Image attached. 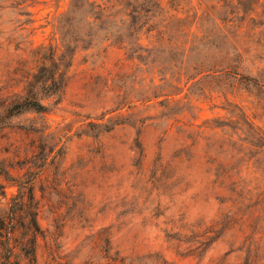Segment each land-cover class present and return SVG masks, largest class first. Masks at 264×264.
I'll list each match as a JSON object with an SVG mask.
<instances>
[{
    "label": "rangeland",
    "instance_id": "374dc122",
    "mask_svg": "<svg viewBox=\"0 0 264 264\" xmlns=\"http://www.w3.org/2000/svg\"><path fill=\"white\" fill-rule=\"evenodd\" d=\"M71 2L0 0V106L54 53L57 80L45 115L0 108V264H264V0L135 30Z\"/></svg>",
    "mask_w": 264,
    "mask_h": 264
},
{
    "label": "trees",
    "instance_id": "16d2710c",
    "mask_svg": "<svg viewBox=\"0 0 264 264\" xmlns=\"http://www.w3.org/2000/svg\"><path fill=\"white\" fill-rule=\"evenodd\" d=\"M5 2L18 3L16 5L22 6L24 12L18 16L31 17V13L28 11L29 5L27 2L34 0H3ZM70 9L73 12L78 11L82 6L85 8L86 15L90 18H104L106 20H113L118 16H124L130 23V30H135L137 22L141 16L144 20L152 22L157 16L162 13L163 8L159 0H71ZM139 1V2H138ZM152 27V26H151ZM155 27V26H154ZM152 27L157 31L156 28ZM167 29V28H165ZM161 34L159 31H157ZM168 42V41H166ZM55 53L51 54L50 57L44 58L39 67H37V73L32 75L31 81L27 82L23 90L19 95H14L10 100L5 101L0 106L3 115L6 118L20 117L26 113H33L35 115H45L47 112L46 106L40 102V98H46L53 95L54 91L49 95H44L48 92L50 87H55L57 84L55 74H48L46 71V62L56 65L54 60ZM58 61V59H56ZM6 174H4L5 176ZM33 197L30 194L27 202L31 203ZM27 202L21 199L20 203L26 206ZM26 214V213H25ZM36 213L26 214V224L24 230L29 233L27 241L24 245H21L23 251L28 254L32 260L36 259V246L40 231L36 223ZM15 218V217H14ZM14 221V219H11ZM4 229L3 222H0V237L1 231ZM117 264H125V260L121 259Z\"/></svg>",
    "mask_w": 264,
    "mask_h": 264
}]
</instances>
